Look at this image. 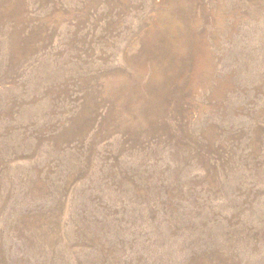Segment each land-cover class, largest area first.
<instances>
[{"label": "rangeland", "instance_id": "374dc122", "mask_svg": "<svg viewBox=\"0 0 264 264\" xmlns=\"http://www.w3.org/2000/svg\"><path fill=\"white\" fill-rule=\"evenodd\" d=\"M0 264H264V0H0Z\"/></svg>", "mask_w": 264, "mask_h": 264}]
</instances>
